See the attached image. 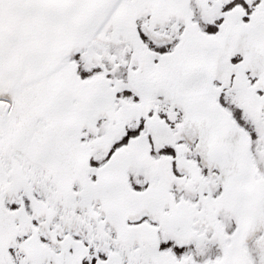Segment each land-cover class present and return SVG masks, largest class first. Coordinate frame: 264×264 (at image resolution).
I'll return each instance as SVG.
<instances>
[{"label": "snow or ice", "instance_id": "obj_1", "mask_svg": "<svg viewBox=\"0 0 264 264\" xmlns=\"http://www.w3.org/2000/svg\"><path fill=\"white\" fill-rule=\"evenodd\" d=\"M0 264H264V0H0Z\"/></svg>", "mask_w": 264, "mask_h": 264}]
</instances>
